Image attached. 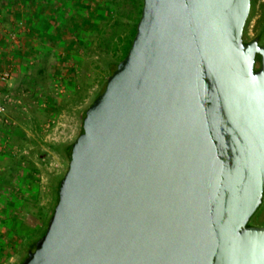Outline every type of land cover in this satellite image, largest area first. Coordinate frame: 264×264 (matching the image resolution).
<instances>
[{"label":"water","instance_id":"1","mask_svg":"<svg viewBox=\"0 0 264 264\" xmlns=\"http://www.w3.org/2000/svg\"><path fill=\"white\" fill-rule=\"evenodd\" d=\"M249 0H142L18 264H264V41ZM255 53L259 62L255 65Z\"/></svg>","mask_w":264,"mask_h":264},{"label":"rangeland","instance_id":"2","mask_svg":"<svg viewBox=\"0 0 264 264\" xmlns=\"http://www.w3.org/2000/svg\"><path fill=\"white\" fill-rule=\"evenodd\" d=\"M250 2L242 39L258 34L263 42L264 0ZM9 3L0 7V73L7 71L0 77V193L12 192L14 200L0 201V264L19 263L21 233L32 224L39 228L48 215L66 168L62 146L76 136L83 110L118 59L135 0L114 6L103 0L95 19L80 24L79 38L58 28L46 38L50 33H37ZM91 6L95 13L97 4ZM248 221L264 225V197Z\"/></svg>","mask_w":264,"mask_h":264},{"label":"trees","instance_id":"3","mask_svg":"<svg viewBox=\"0 0 264 264\" xmlns=\"http://www.w3.org/2000/svg\"><path fill=\"white\" fill-rule=\"evenodd\" d=\"M35 1H38V2L34 3V0H0V7L1 6H2L1 8L8 7L10 4L9 2H12V3L14 2L16 5L24 3L27 6V9L25 10L26 12L23 14V16L26 18V20L31 25H33V28L35 29L37 33H41L42 29H45V31L48 33L50 32L52 33V30L54 28H58L60 31L62 30L68 31L72 29L71 31H73V34H76L75 37L77 38L80 37L79 31H82L81 25L83 24L81 23H85L84 18H87L89 20L95 19V16L97 15V13H100V9H98V7L99 6L103 7V0H86V1L73 0L72 2L70 0H45V2H42L41 0H35ZM141 2L142 0H135V3L133 5L134 12L132 16V22L129 25L128 34L125 36V40L122 42L120 46V55L118 59L111 64L110 72L115 66L116 62L125 54L129 46L130 40L134 33L135 22L140 12ZM95 4H97V9L95 10L96 12L94 13L92 11L94 8L92 9L93 6L91 5H95ZM106 4L114 6L115 0H105V5ZM250 5H251V2H250ZM47 8L49 10H46ZM1 12H2L1 15H3L4 12L3 11ZM247 17H248V14L245 18V21L247 20ZM51 33L45 34L46 38L49 35L53 36ZM36 35L38 36V34ZM255 37L257 39V42L260 43L259 35L257 34L255 35ZM46 38L43 37L44 40ZM258 62H259V54L255 53V65H257ZM102 88L96 93V95L102 90ZM69 143H66L62 146V151L64 152L66 156L68 154ZM60 178L61 176H59L56 180V184L54 186L53 203L42 225L39 228H36L34 224L30 225L31 227L25 228L24 232H22L19 237V240L22 242V245L24 248V255L33 248L35 240L39 237V235L41 234L47 222V219L52 211V207L56 201V196H57L56 187H57V184ZM12 195H13L12 192L11 193L3 192L2 194L0 193V201L7 199V196L10 197L11 201L14 200ZM263 197H264V191L261 197V202L263 201ZM6 213H7V208L4 207V215H6Z\"/></svg>","mask_w":264,"mask_h":264},{"label":"crops","instance_id":"4","mask_svg":"<svg viewBox=\"0 0 264 264\" xmlns=\"http://www.w3.org/2000/svg\"><path fill=\"white\" fill-rule=\"evenodd\" d=\"M42 2H45V0H41ZM36 2H38V1H35L34 0V3H36ZM18 8L19 9H17V10H19V12L21 13V14H24L26 11V9H27V6L23 3H21V4H18ZM46 10H49L48 8L46 9Z\"/></svg>","mask_w":264,"mask_h":264},{"label":"built area","instance_id":"5","mask_svg":"<svg viewBox=\"0 0 264 264\" xmlns=\"http://www.w3.org/2000/svg\"><path fill=\"white\" fill-rule=\"evenodd\" d=\"M6 76H7V71H4V72H1V73H0V77L3 78V79H4Z\"/></svg>","mask_w":264,"mask_h":264}]
</instances>
